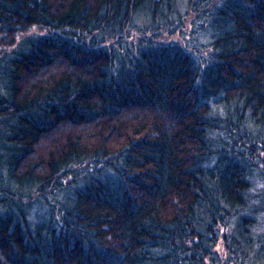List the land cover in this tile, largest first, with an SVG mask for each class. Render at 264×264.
<instances>
[{"label":"trees","instance_id":"trees-1","mask_svg":"<svg viewBox=\"0 0 264 264\" xmlns=\"http://www.w3.org/2000/svg\"><path fill=\"white\" fill-rule=\"evenodd\" d=\"M0 264H264V0H0Z\"/></svg>","mask_w":264,"mask_h":264},{"label":"rangeland","instance_id":"rangeland-1","mask_svg":"<svg viewBox=\"0 0 264 264\" xmlns=\"http://www.w3.org/2000/svg\"><path fill=\"white\" fill-rule=\"evenodd\" d=\"M35 30H36V29H35ZM35 30H34V31H35Z\"/></svg>","mask_w":264,"mask_h":264}]
</instances>
